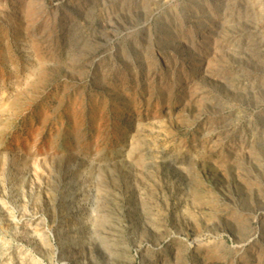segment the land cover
Returning <instances> with one entry per match:
<instances>
[{"label":"rangeland","instance_id":"obj_1","mask_svg":"<svg viewBox=\"0 0 264 264\" xmlns=\"http://www.w3.org/2000/svg\"><path fill=\"white\" fill-rule=\"evenodd\" d=\"M0 264H264V0H0Z\"/></svg>","mask_w":264,"mask_h":264},{"label":"bare ground","instance_id":"obj_2","mask_svg":"<svg viewBox=\"0 0 264 264\" xmlns=\"http://www.w3.org/2000/svg\"><path fill=\"white\" fill-rule=\"evenodd\" d=\"M197 5V4H196ZM212 19H214L213 17H212ZM201 22V21H200ZM203 22V21H202ZM200 24V23H199ZM206 34V33H205ZM205 37H206V35H205ZM77 238V237H76ZM76 241V240H75ZM46 252V251H45Z\"/></svg>","mask_w":264,"mask_h":264}]
</instances>
